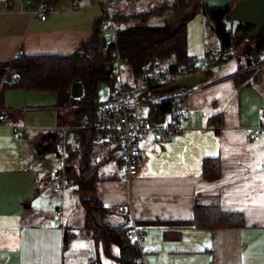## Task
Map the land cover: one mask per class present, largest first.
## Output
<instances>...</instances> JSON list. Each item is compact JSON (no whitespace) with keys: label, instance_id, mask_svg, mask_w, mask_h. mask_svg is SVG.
<instances>
[{"label":"crops","instance_id":"crops-1","mask_svg":"<svg viewBox=\"0 0 264 264\" xmlns=\"http://www.w3.org/2000/svg\"><path fill=\"white\" fill-rule=\"evenodd\" d=\"M102 16L101 0H59L49 7L40 0H0V62L19 54H73L92 38ZM171 18L167 15L166 22ZM203 33L202 53L208 46L220 47L215 35L208 39ZM255 38L238 50L254 47ZM191 48L188 40L194 55ZM217 58L222 60L215 72L191 96L190 122H183L187 130L140 141V170L132 177L125 174L119 146L102 167L104 177L95 182L108 208L130 201L132 216L144 230L139 246L144 264H264V137L248 136L264 124V63L252 83L238 86L233 75L241 60ZM1 100L0 264H97L94 242L74 228L83 223L76 224L77 216L84 218L77 192L68 185L62 192L51 188L61 157L42 151L48 127L70 121L73 107H59L55 92L18 87L4 89ZM98 146L105 156L108 148ZM206 159L220 161L216 180L204 176ZM196 203L220 204L223 211L240 213L243 223L214 229L168 223L193 219ZM60 208L63 216L56 213ZM62 222L76 231L67 243Z\"/></svg>","mask_w":264,"mask_h":264},{"label":"trees","instance_id":"trees-1","mask_svg":"<svg viewBox=\"0 0 264 264\" xmlns=\"http://www.w3.org/2000/svg\"><path fill=\"white\" fill-rule=\"evenodd\" d=\"M40 1L45 7H49L59 0ZM192 3L193 0H158L146 9L134 12L115 9L114 3L112 4L119 54L133 76L156 58L172 71L196 65V56L188 51L187 24L191 15L187 13V9ZM193 4L203 13L207 33L208 31L213 33L223 49L231 45L239 49L247 43L248 34L254 30L252 26L241 24L235 33L227 29L225 19L233 15L234 4L207 6L202 0H196ZM153 15L179 18L181 24L175 28H170L167 24L150 26L148 22ZM104 22L103 15L94 24L92 38L80 45L73 54H19L13 60L0 62V107L1 93L8 87L52 91L58 96L59 107H73L70 111V121L63 120L60 125L93 123L97 107L102 102L98 93L100 85L107 84L112 90L117 79V76L106 66L108 61H112L113 45L107 40L104 46L103 37L107 38V35L101 31ZM262 49H264V30L255 38L254 47L243 50L258 52ZM221 60L222 58L214 59V66ZM261 64L249 58L241 59L239 69L233 75L236 84L243 86L252 83L257 77ZM76 80L83 83L84 94L81 98H75L71 94L72 84ZM169 108V104L162 103L152 110L160 112L157 118L163 119ZM214 122V126L217 127L216 120H212V123ZM77 132L80 136L79 143L67 142L63 166L66 183L77 192L80 209L84 215L83 223L74 228L84 232L94 242L97 258H100L94 261L98 262L97 264H102L100 262L102 253L113 259L115 264H144L139 245L132 240L130 228L125 224V217L109 211L95 190L96 180L104 177L102 167L115 155L120 141L113 138L105 139L109 141L96 142L95 132L85 127L79 128ZM62 137L61 132H51L43 136L46 145L42 151H53L61 156ZM107 144L109 145L105 146ZM98 145L108 148L105 156H100ZM203 166L206 179L219 178L221 172L219 160L206 159ZM242 221L240 213L223 211L220 204L196 203L193 219L168 223L214 229L237 226L242 224ZM66 230L71 233L68 235L65 231V243L76 232L67 225Z\"/></svg>","mask_w":264,"mask_h":264},{"label":"built area","instance_id":"built-area-1","mask_svg":"<svg viewBox=\"0 0 264 264\" xmlns=\"http://www.w3.org/2000/svg\"><path fill=\"white\" fill-rule=\"evenodd\" d=\"M116 1L118 0H101L105 20L101 31L107 35L108 42L113 45L111 55L114 64L111 73L117 76L114 88L107 93L106 99L98 105L93 123L48 127L50 132H61L63 135L60 145V157L63 158V165L52 174L50 181L54 192H62L66 188L67 183L63 169L66 145L69 141L79 143L80 136L77 132L79 128L85 127L94 131L96 142H102L105 139H118L120 141L119 153L126 168L125 174L127 177H132L140 170V141L149 135L164 139L186 131L187 127L183 125V122H190L191 96L194 89L203 86L207 81L192 88H171L172 85L191 75H212L215 72L214 59L220 54L240 60L249 58L259 64L264 63V49L258 52H242L235 45L225 49L221 46H208L197 59L199 64L194 67L172 71L156 58L145 65L137 75L133 76L131 81H128L124 78L125 62L120 57L117 46L116 24L112 11V4ZM74 4L77 8V3L74 2ZM38 9H41V6ZM41 17L45 19L47 15L43 14ZM162 103L169 104L170 108L166 118L158 119L160 113L152 110V108ZM17 132L21 133L22 128L19 127ZM248 136L256 141L261 140L264 137V124L251 128L248 131ZM108 209L125 217V224L130 228L132 240L141 246L144 230L132 216L130 201L114 203ZM56 213L63 216L61 208ZM61 228L64 233L67 231L64 222H62ZM70 233L67 231L68 235Z\"/></svg>","mask_w":264,"mask_h":264},{"label":"rangeland","instance_id":"rangeland-1","mask_svg":"<svg viewBox=\"0 0 264 264\" xmlns=\"http://www.w3.org/2000/svg\"><path fill=\"white\" fill-rule=\"evenodd\" d=\"M158 0H137V1H131V0H119L118 2L114 3L113 6H118L119 9H124L125 11L134 12L137 10H143L146 9L149 5L153 4V2H157ZM196 0H193V3H195ZM218 2H224V0H207V6H217ZM191 4L188 9L187 13L191 15L190 21L187 24V30H188V40L191 44L192 52L196 57H200L203 53V37L205 36L203 31L206 32L208 35V39H211V37H214V34L209 32L207 33L206 27L204 26L203 30V13L201 10H197L195 8L194 4ZM149 25H165L167 24L165 18L162 15H153L151 16L149 20ZM254 45V42L253 44ZM107 50V49H106ZM196 50V51H195ZM107 53V51H106ZM113 61H108L106 66L109 71H111V68L113 66ZM124 78L128 81H131L133 75L131 74V70L127 65H124ZM110 92V88L107 84H101L98 90L99 96L102 99H106L107 93ZM61 160L63 162V158L61 157ZM84 218L81 214L77 216V219L75 220L76 224L83 222ZM122 220V219H120ZM78 229H76L77 231ZM103 255V253H102ZM86 258V257H85ZM104 259L105 264H108L109 260L106 259L104 256L102 257ZM108 260V261H107Z\"/></svg>","mask_w":264,"mask_h":264},{"label":"water","instance_id":"water-1","mask_svg":"<svg viewBox=\"0 0 264 264\" xmlns=\"http://www.w3.org/2000/svg\"><path fill=\"white\" fill-rule=\"evenodd\" d=\"M228 31L235 33L237 28L243 25H250L253 31L248 34L246 40L258 37L264 30V0H238L233 8V15H229L225 19ZM181 24V19L171 18L167 20L170 28H175ZM104 46H106L107 38L103 37ZM208 76L206 74L191 75L181 79L179 82L171 86V88L186 87L192 88L203 82H206ZM71 94L75 98H81L84 94L83 83L76 80L72 84Z\"/></svg>","mask_w":264,"mask_h":264}]
</instances>
